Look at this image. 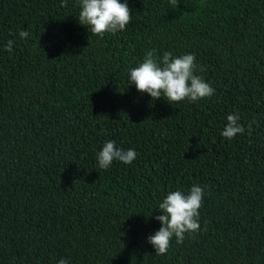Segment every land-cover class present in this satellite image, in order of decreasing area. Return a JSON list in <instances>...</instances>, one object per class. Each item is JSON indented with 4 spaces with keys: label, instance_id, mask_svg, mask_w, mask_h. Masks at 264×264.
<instances>
[{
    "label": "trees",
    "instance_id": "trees-1",
    "mask_svg": "<svg viewBox=\"0 0 264 264\" xmlns=\"http://www.w3.org/2000/svg\"><path fill=\"white\" fill-rule=\"evenodd\" d=\"M128 4L101 38L78 0H0V264H264V0ZM149 50L194 54L215 94L139 93L129 69ZM234 113L245 133L229 141ZM108 140L137 158L100 169ZM194 185L200 232L156 255L158 204Z\"/></svg>",
    "mask_w": 264,
    "mask_h": 264
},
{
    "label": "clouds",
    "instance_id": "clouds-1",
    "mask_svg": "<svg viewBox=\"0 0 264 264\" xmlns=\"http://www.w3.org/2000/svg\"><path fill=\"white\" fill-rule=\"evenodd\" d=\"M178 0H171L177 4ZM80 12L78 21L86 27L92 35L103 38L106 33L116 34L129 25L132 14L128 0H78ZM62 6H67L66 3ZM22 39L29 37L27 30H21ZM13 40H8L6 51L11 52ZM203 72V66H198L194 54L173 56L171 52H164L158 57L154 50L147 51L143 61L135 68L129 69L128 83L135 85L141 94L149 95L153 101L165 99L168 103L210 99L215 89L204 78L197 75ZM239 114H230L221 136L231 141L238 134L245 133V127L240 123ZM252 123H255L253 121ZM252 123L248 124V135L252 134ZM137 158L134 149L117 148L116 142L108 140L97 154L100 169L107 170L114 161L130 165ZM205 190L200 185H194L185 194L182 190L171 191L158 204L162 215L156 216L162 227L148 237V243L155 249L156 255H165L175 239L177 244H183L188 237H195L201 230L200 209L203 206ZM58 264H69L67 259L61 258Z\"/></svg>",
    "mask_w": 264,
    "mask_h": 264
}]
</instances>
